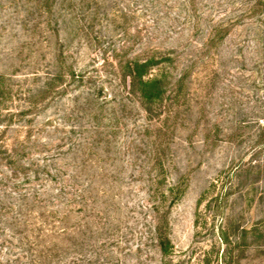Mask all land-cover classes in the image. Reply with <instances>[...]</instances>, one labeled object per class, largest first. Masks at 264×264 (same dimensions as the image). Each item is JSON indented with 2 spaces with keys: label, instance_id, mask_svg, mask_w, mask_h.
<instances>
[{
  "label": "rangeland",
  "instance_id": "obj_1",
  "mask_svg": "<svg viewBox=\"0 0 264 264\" xmlns=\"http://www.w3.org/2000/svg\"><path fill=\"white\" fill-rule=\"evenodd\" d=\"M111 6L86 37L64 0H0V124H11L0 136L31 135L17 176L0 160V187L47 189L61 215L74 194L63 226L93 222L110 264H264V0ZM116 54H168L167 72L185 80L164 102H139ZM156 226L163 251L148 240ZM59 241L64 264L72 241Z\"/></svg>",
  "mask_w": 264,
  "mask_h": 264
},
{
  "label": "trees",
  "instance_id": "obj_2",
  "mask_svg": "<svg viewBox=\"0 0 264 264\" xmlns=\"http://www.w3.org/2000/svg\"><path fill=\"white\" fill-rule=\"evenodd\" d=\"M32 1L28 0V2ZM44 1L48 7H52L55 0ZM114 2L115 0H64V17H69L77 25V30L88 37L93 31L98 18L107 13L102 12V9L112 8L111 5ZM188 2L192 3V0H188ZM47 13H50V11L48 10ZM164 55L149 56L144 59L141 58V55H138L125 60L119 59L118 54L111 56V60L115 62L118 69L119 78L126 85L127 93L130 96L137 97L139 102H164L167 100L165 96L168 93L169 86L185 80V76H181L179 79L170 76L165 65L172 60L170 55ZM108 60L110 58L106 56L104 62ZM155 66L163 67L161 74L148 78ZM60 77H63L62 74H60ZM173 80L174 82H172ZM144 111L148 112L147 109H144ZM172 114L173 111H170L169 115ZM2 123L0 126H5V129L11 127V124ZM259 131L256 136V146H264V126L262 124H259ZM4 134L2 133L0 136V160L6 164V168L12 174L14 173L17 176L15 173L17 163L22 161L28 153L30 155L28 144L31 135L28 134L29 137L24 140H16L14 144H7ZM259 167L260 164L253 161L249 163L246 169L252 172ZM75 173L73 180L76 179V181L73 188L77 191L81 188L79 189L77 182L78 172ZM2 183H4L3 179L0 184ZM19 188L20 184H16L13 192L17 194ZM48 192L47 189L44 191L29 189L23 194L20 193L21 196L13 197L12 193L10 194L2 186L0 187V264H61L59 238H63V236L64 243L68 240L72 241L68 246H64V264H68V261L65 260L66 247L74 252L73 264H110L112 253L108 252L106 244L102 243L97 246L93 242L99 234V229L93 225V222H80L71 230L63 226L66 217L68 218L66 210L70 207L73 208L72 206L78 203L74 199V194L69 196V193H66L69 199L67 203L64 202V214L61 215L60 210H55L59 206L57 203H60V201L49 195ZM76 194L79 196L78 191ZM229 194L227 190L224 196H229ZM154 213L159 214V211L155 209ZM57 224L63 227L58 228L55 226ZM148 240L152 241L160 251L164 250L165 239L161 228L158 226H156ZM88 253L90 258H87ZM82 258H86L87 261Z\"/></svg>",
  "mask_w": 264,
  "mask_h": 264
}]
</instances>
